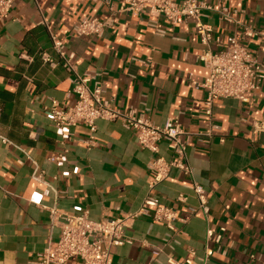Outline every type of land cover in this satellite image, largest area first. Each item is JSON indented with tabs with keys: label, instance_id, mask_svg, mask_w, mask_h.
Returning <instances> with one entry per match:
<instances>
[{
	"label": "crops",
	"instance_id": "crops-1",
	"mask_svg": "<svg viewBox=\"0 0 264 264\" xmlns=\"http://www.w3.org/2000/svg\"><path fill=\"white\" fill-rule=\"evenodd\" d=\"M125 1L113 0L114 9ZM207 1L237 10L242 24L264 33V0ZM109 14L93 0H14L10 15L0 17V264H40L38 254L60 238V225L50 219L52 208L69 215L88 211L91 219L100 220L137 212L153 198L187 217L190 208L200 205L191 188L195 183L208 196L207 215L198 209L188 223L176 222L174 230L148 216L137 218L127 232L133 244L116 248L112 264H169L166 254L184 263L190 250L197 264L206 249L214 251L210 264H264V83L247 102L216 101L209 117L207 91L192 86L210 74L199 60L205 46L196 21L173 26L153 12L117 13L102 36L75 35L83 18L104 20ZM202 21L224 42L244 33L216 14L206 13ZM52 35L64 43L77 75L100 74L104 98L115 109H134L157 125L178 118L188 133L192 175L172 169L151 191L148 164L156 155L140 148L135 131L120 120H98L93 147L85 143L90 137L85 125L57 128L52 110L75 105L76 74L63 65ZM243 44L264 62L263 37ZM41 51L58 65L43 64ZM210 126L215 127L211 138L199 136ZM160 152L173 158L166 142ZM57 156L60 161L51 160ZM36 168L45 172L48 184L33 179ZM180 195L186 203L178 201ZM208 229L222 235L220 244L208 241ZM157 249L165 253L154 258ZM81 263L74 257L67 264Z\"/></svg>",
	"mask_w": 264,
	"mask_h": 264
},
{
	"label": "built area",
	"instance_id": "built-area-1",
	"mask_svg": "<svg viewBox=\"0 0 264 264\" xmlns=\"http://www.w3.org/2000/svg\"><path fill=\"white\" fill-rule=\"evenodd\" d=\"M93 1L100 8H105L110 13L109 17L104 20L95 16L83 18L74 28V33L78 37L102 36L105 30L113 24L117 13L140 16L153 12L162 16L166 22L173 26L191 19L196 21L197 33L205 46L199 60L209 69L210 74L205 82H192V86L207 91V116H212L216 101L234 98L247 102L252 92L261 89L264 83V62L260 61L257 53L248 49L243 41L253 36H261L264 39V33L242 24L238 20L239 12L237 10H231L222 3L214 5L207 0H126L119 10L114 9L113 0ZM13 4L14 0H0L2 20L10 15ZM206 13L216 14L222 21L241 27L243 35H230L226 42L221 37H215L213 27L202 21ZM151 27L156 28L158 33H164L158 29L156 23H152ZM51 38L53 48L63 61L65 68L70 73L76 74L70 62L71 59L67 58L64 52V43L56 36L52 35ZM213 46L218 49L214 50ZM38 56L43 64L51 68L58 65V62L45 51H41ZM92 81L94 86L90 88L89 84ZM73 82L72 92L77 96L75 105L68 110L57 108L52 110V120L57 128L67 129L85 125L90 132V137L85 143L89 147H93L96 143L97 121L101 119L120 120L126 128L135 131L140 148L156 155L148 164L152 175L151 191L169 178L172 169H179L187 175H192V168L188 162V141L185 138L188 133L178 118L170 119L164 125H157L144 114H138L134 109L125 112L115 109L112 102L104 98L106 86L97 72L85 76L76 74ZM2 114L3 108L0 106V122ZM260 127L264 128L263 125ZM214 128V126H210L199 136L206 139L211 138ZM2 141L8 143L5 138ZM162 142L167 143L173 154L171 160L161 155L160 144ZM61 158L62 156H57L51 160L60 161ZM33 179L48 184L45 182V172L40 168L34 170ZM191 188L200 205L197 209L190 208V215L187 217H181L176 209L162 206L153 198H147L137 212L125 214L119 218L100 220L91 219L88 211L79 215H69L52 208L50 219L52 223L60 225V238L55 247H49L38 254V261L40 264H67L72 258L78 257L81 264H112L116 248L125 244H133L134 240L128 236L127 232L137 218L148 216L156 222L165 223L167 228L174 230L176 222L188 223L190 217L198 209L207 215L209 208L205 189L197 183ZM178 201L186 203L187 198L180 195ZM151 208L155 209L152 215ZM222 231L224 232L225 229ZM207 237L208 241H215L217 244H220L222 240V235L215 236L212 229H208ZM173 243H177V241L175 240ZM173 243L168 241L167 246L173 248ZM164 253V249H157L153 252V256L157 258ZM190 254L191 258L184 263L178 262L172 255L166 254L167 262L169 264H196L193 259L196 257V252L190 250ZM213 255V250L206 249L205 258L197 264H210ZM251 259L255 260L256 256L252 255Z\"/></svg>",
	"mask_w": 264,
	"mask_h": 264
}]
</instances>
